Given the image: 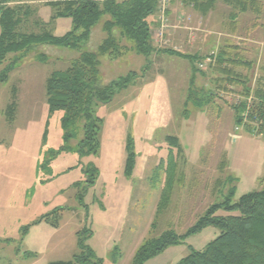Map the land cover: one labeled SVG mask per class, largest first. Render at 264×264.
I'll return each instance as SVG.
<instances>
[{
    "label": "rangeland",
    "instance_id": "obj_1",
    "mask_svg": "<svg viewBox=\"0 0 264 264\" xmlns=\"http://www.w3.org/2000/svg\"><path fill=\"white\" fill-rule=\"evenodd\" d=\"M22 1L18 35L62 36L72 28L71 18L54 16L57 9L48 2L56 0ZM232 11L218 2L203 15L169 0L163 36L158 14L151 18L155 51L149 57L130 48L127 40L123 44L128 49L120 57H100L103 83L132 73L140 77L117 89L110 102L93 105L94 116L103 120L97 152L84 142L90 118L63 129L62 112L50 114L46 81L81 52L97 51L109 16L94 26L82 49L36 44L8 55L0 65V76H9L0 82V264H49L73 260L88 250L101 264H133L148 240L167 230L185 235L212 205L236 202L261 188L264 136L237 125L232 104L244 98L241 87L220 89L216 79L222 75L215 64L222 48L239 51L252 62L239 68L249 84L254 88L264 78V14L246 12L233 20ZM14 89L17 112L10 122L5 110L14 100ZM168 136L180 139L183 153L171 199L158 214L165 173L157 184L151 178L167 162ZM130 154L134 164L128 173ZM217 214L230 212L220 209ZM46 218L49 223L34 225ZM220 233L209 226L147 264H176ZM25 251H34V257L27 258Z\"/></svg>",
    "mask_w": 264,
    "mask_h": 264
},
{
    "label": "trees",
    "instance_id": "obj_2",
    "mask_svg": "<svg viewBox=\"0 0 264 264\" xmlns=\"http://www.w3.org/2000/svg\"><path fill=\"white\" fill-rule=\"evenodd\" d=\"M18 0H0L2 11L0 14V65L10 53L28 50L36 44H53L73 49H82L91 38L94 26L104 15L109 18L103 25L106 37L98 46L97 51H83L70 66L63 71H56L46 81L47 102L49 112H62L61 127L67 129L77 120L88 117L86 123L85 144H91V149L97 152L100 147L99 133L103 120L93 113V105L110 102L117 89L131 85L140 75L132 73L126 77L103 83L100 78L101 56L118 58L128 47L125 40L131 42L130 48L137 53L149 57L155 47L152 43V20L157 13V0H56L48 2L56 7L57 17H69L72 28L64 35L57 36L50 32L40 35H18L15 31L19 25L17 17L20 5L9 4ZM183 5L191 6L203 15L208 14L223 2L232 7L231 18L235 20L241 13L253 12L264 14V0H179ZM125 49V50H124ZM164 52L193 59L172 49ZM252 62L239 53L228 48H222L216 56L215 69L222 77L216 82L223 90L231 87H241L242 98L232 104L235 111L237 125H241L247 132L264 136V78L257 81L253 88L249 78L239 68L251 67ZM10 67H13L10 65ZM9 67V69H10ZM8 74L0 76V82L8 80ZM214 92L210 96H214ZM16 89L13 90V99ZM190 98V95H189ZM6 108L7 120L13 122L17 112L16 100ZM48 131H45L47 136ZM170 152L167 162H161L154 171L152 182L157 184L161 180V173H165L164 187L158 214L168 205L177 177L178 158L182 156L183 147L177 136H168ZM84 145H82V150ZM128 173L132 172L134 157L130 154ZM184 176L180 175L183 180ZM261 188L242 195L238 201L227 199L223 203L212 205L208 212L192 226L185 235H178L172 230L163 232L159 237L145 242L136 252L133 264H147L154 256L172 245L184 242L187 236L196 234L203 229L214 226L221 230L219 236L209 242L202 250H192L176 264H264V177L260 181ZM224 209L227 215H218ZM237 211L236 214L231 213ZM58 218V217H55ZM50 222L48 218L43 219ZM42 220H38L39 223ZM52 223V222H51ZM56 225L55 223H52ZM25 227L23 235L28 233ZM80 247H83L80 241ZM30 254V253H28ZM91 250L82 251L73 260H59L49 264H101V259L93 260Z\"/></svg>",
    "mask_w": 264,
    "mask_h": 264
},
{
    "label": "built area",
    "instance_id": "obj_3",
    "mask_svg": "<svg viewBox=\"0 0 264 264\" xmlns=\"http://www.w3.org/2000/svg\"><path fill=\"white\" fill-rule=\"evenodd\" d=\"M157 14L159 19V29L158 32L161 36L164 35L165 29L169 26V19L167 17V9L169 0H157Z\"/></svg>",
    "mask_w": 264,
    "mask_h": 264
},
{
    "label": "crops",
    "instance_id": "obj_4",
    "mask_svg": "<svg viewBox=\"0 0 264 264\" xmlns=\"http://www.w3.org/2000/svg\"><path fill=\"white\" fill-rule=\"evenodd\" d=\"M120 1H123V0H120ZM22 3H24V1H22V0H18V1H15V2H12V3H10L9 5L10 6H15V5H21ZM184 7H191V6H186V5H183ZM193 8V7H192ZM104 16H106L107 18H108V15H104ZM103 16V17H104ZM181 33H183V32H181ZM14 122V121H13ZM44 135H45V133H44ZM46 137V136H45ZM37 158V157H36ZM43 221H45V220H42V221H40L39 223H36V224H40L41 222H43ZM35 222H37V221H35ZM34 222V223H35ZM47 222V221H46ZM35 225V224H34ZM26 252V254H25V256H27V258H32V257H34V255H35V252L34 251H25ZM28 253H30V254H28ZM28 254V255H27Z\"/></svg>",
    "mask_w": 264,
    "mask_h": 264
}]
</instances>
